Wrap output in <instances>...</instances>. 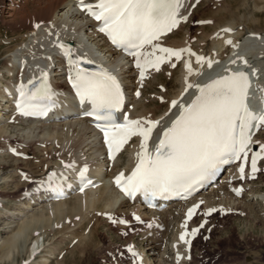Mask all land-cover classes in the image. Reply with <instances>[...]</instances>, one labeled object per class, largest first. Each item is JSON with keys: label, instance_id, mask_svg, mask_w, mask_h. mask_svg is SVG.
<instances>
[{"label": "bare ground", "instance_id": "6f19581e", "mask_svg": "<svg viewBox=\"0 0 264 264\" xmlns=\"http://www.w3.org/2000/svg\"><path fill=\"white\" fill-rule=\"evenodd\" d=\"M7 1L12 2L10 5L11 7L7 9L5 7L8 6V3L3 4L1 14L8 15L11 19L10 22L12 31L16 33L24 32L25 37L29 38L30 44L25 46V49L15 48L12 50L10 58L5 62L4 69L6 74L0 73V105L2 104L0 113L2 112V116H6L5 119H7L6 122H4L6 125L0 128V138L4 136L3 146L5 147V151H0V160L3 161L5 156H8L16 162L20 161L23 164H27V162L33 159L34 162H37L36 166L41 172L38 177V182L33 184L30 189L29 183V186H27L28 188H26V190L24 189L25 191L22 193L24 198L21 200H26L28 202H24L23 205L19 206L17 204L15 209L12 206L14 211L22 216L27 212V209L33 207V205L45 206H41L42 208L40 207L42 211L40 215H32L21 222L19 227H17L16 232L12 233L11 237L7 241L3 242V249L7 250L8 253H11L13 249L16 248V245H18L17 243H21L22 240H26L28 238L29 233H36L39 226L44 227L49 223L52 215L54 217L60 215L64 212V210L71 211V213H79L78 215L81 216L80 223L83 224L85 221H82V219H86L87 224H89L88 229L93 228V225L97 221V215H107V221L116 219L117 223L120 224L119 221L123 220L127 214L130 213L131 217L134 213L138 214L143 221V228H139L140 231L138 233H140L142 237V243L145 244V248L135 245L133 242L130 244L132 245L130 247L136 255L134 256L128 251V249L126 252L134 257V261L138 257L142 258L141 262L134 264H154L157 259H153L148 252L153 251L156 247L159 248L157 250L159 252L162 249L161 254H156H160L161 256L160 260H157L158 264H189L186 262V258L189 255L187 247L182 242L178 241V237L185 225L184 220L186 218V210L191 206H195L198 202H201V207L198 211H204V213H207V209H216L218 213L223 214L224 211L230 212L231 210V214L239 212L240 215L246 216L248 219H257L258 224L264 226V184L261 188H254V183L249 181V173L245 174L243 179L236 176L234 171L233 173H226L227 175L223 177L222 181H220L218 185L203 191V193H201L199 197H196L194 200L187 203H174L159 212L148 211L145 208L143 209L137 200L129 203L124 198H121L114 188V183H112L113 176L116 173L122 172L126 175L137 164L141 141L138 135L132 136L127 143L120 147L119 153L125 147H129L127 152V165L121 169L115 170L116 172L112 174L113 169H115L117 163L120 161V157L118 155L112 162H108L104 158L100 143L87 120H80L72 117L70 119L54 121L52 124L53 126L46 125L45 123L48 122V120L32 121L23 118L19 113H17L16 107L9 102V100H11L9 93L20 84L26 83L34 73L42 72V74H46L48 78H52V84L56 89H66V76L70 74L74 75L76 72L75 68L79 60L85 59L88 61H94L97 64L105 65L121 79L123 91L127 95V109L124 113L127 112L131 120L158 122L159 126L156 131L157 134L161 132L164 126L166 127L171 124L170 121L173 116L180 111V104L186 105L187 102L192 100L197 95V89L195 87H192L185 92V78H187L188 84H199L203 86L204 82L219 79L227 76L229 73L247 71L252 78V84L249 88V103L254 105L255 102L260 100L261 95L264 93V34L255 33V35L252 33L245 34V36H238L237 30H232V32L229 33L225 31L222 32L220 29H235V26L233 24L216 26L219 22L217 20L214 23L216 28L210 37L209 46L201 43L198 47L192 46V42L197 41V37L195 36L192 41L189 37H185L182 42L175 41L167 43L166 41H168L173 34L177 33L178 30L187 23V19H182L181 23L172 30L169 36L160 39L156 45L173 50L189 49L192 53L191 55L188 52H182L179 59H165V61L168 62L163 64L160 63L159 70H157V68L153 67L151 63L145 64V58L147 57L148 61H151L154 60L156 56L161 55V53L157 51L153 54L154 49L152 46L147 47L141 52V63L145 64L144 76H151L154 80L157 79L155 77V71H164L165 73L170 74L174 69L172 64L181 63L179 78L180 90L177 95L170 98V100L168 96L162 100V102L165 101L168 103V108L162 113L157 114L155 113L156 110L147 111V104L139 102L143 92L140 90V86L143 81H140L138 77L140 76L141 70L137 67L135 68L131 63H128L127 61L124 62L122 59L118 58L119 55L111 48H108V46L102 41L101 37L96 34L94 30V23L88 19L84 13L80 12L75 4H71L70 0ZM190 1L191 3L186 10L183 13H180L181 17H189L188 10L194 3V0ZM64 9H67V11H65L59 20H57L59 13ZM36 25H39V27ZM85 32H89V36L92 37L89 44L84 41L85 39L82 33L86 34ZM201 33L203 32L196 34L199 35ZM215 33L217 36L213 39ZM227 40L231 41L229 46L226 45ZM72 43L76 44L75 47L72 46ZM216 44L221 46L220 50L218 52L216 51V53L214 51L215 54L210 51V55L207 56L206 48L215 47ZM61 45L63 47H60ZM68 46L71 47L72 52L66 50ZM93 46H97V48H99V52L101 53L103 51L104 54L101 56L98 55L93 49ZM212 49L214 50V48ZM106 53L108 54L107 57L109 60L107 59V61H103L105 60ZM198 56L204 57V60L200 63H197L196 60V57ZM134 61L136 62V57L134 58ZM209 61L212 63L211 68L208 67ZM185 62H187L192 69L191 75H188L185 69ZM57 66L58 69H56ZM148 69L150 70L147 71ZM200 70H202V72H200ZM253 71L255 74H253ZM200 73H204L201 79H194L196 74L200 77ZM146 81L144 83H146ZM165 88H167V84H165ZM137 92H139V96H137ZM173 101L177 102L175 107L171 106ZM252 108L255 111L254 107ZM4 113L6 115H4ZM1 123L2 121L0 124ZM26 124L43 125L37 135V137L40 135L41 140L35 141V143H38V147L44 146L41 145V143L46 144V146L42 150L37 148V156H28V152H26L25 148L35 144L33 142L30 143V141L26 144V141L30 139L28 135L26 137L24 136L25 139L23 138V141H19L16 138L9 139L7 136L9 126H11L10 128H16L17 126ZM144 126L147 127V125ZM262 132H264V128H262V131L253 139L252 145L255 148L264 145L263 139L258 141L260 136L264 135ZM86 136H88V138H85ZM90 138H93V142L96 141L95 144L98 145L97 149L91 146V142H88ZM150 140L151 139H149V141ZM18 142H20V144H16ZM61 143L63 144L62 146L60 145L61 149L57 150L59 151V155L55 158L56 162L53 167L56 171H49L54 160L49 156V151H52L54 147L58 148L57 145ZM151 143L152 142L147 143L148 149L150 148ZM1 144L2 138L0 139V148H3ZM13 150H15V154ZM10 151H12V153H9ZM91 155L92 157H90ZM20 156H26L28 159L26 161H21ZM262 157L264 158V152H262ZM84 164H88L91 170L112 164V170L109 174L107 168L103 171L98 184V186H101L100 188H97V186L96 188L85 192L69 193L59 202L49 203L41 201V199L46 196L44 193L45 190H49L56 185H62L63 175L69 176L71 172H76L81 165ZM65 165H73V167L66 168ZM263 170L264 166L260 169V171ZM26 172L27 170L19 169L15 171L18 178L14 181V183H16L14 186L15 188L22 186L24 182L27 183L37 179ZM50 174H54L53 184L51 187L48 182V176ZM107 177L109 179L108 181L106 180ZM35 189L37 191L34 194L33 191ZM237 190H240L239 195H237ZM28 193H30V195L27 197L26 195ZM249 194L252 195V200L259 201V211L255 210L253 206H251V203L248 204L249 201H246ZM207 196H209V198ZM67 197L72 199V203L70 202L72 204L71 207H67V205H69L68 202H66ZM21 200H19V202H22ZM256 203L257 202L254 204ZM46 211H53L51 217L46 218L43 216ZM10 212V208H4L0 211V218L8 217ZM259 212L262 214H259ZM260 216L262 217V220L260 219ZM204 220L208 221V219L204 217L198 222V224ZM192 223L193 221L187 224L189 229L193 227ZM198 224L196 226H198ZM236 228L238 229V227ZM94 233L95 228L90 230V233L87 235L88 239L86 238L87 236H84V234H86L84 233L80 240H78L75 233L71 234L72 238L77 240L74 247L71 248H74V250H80L81 253H84L87 249L89 251ZM235 235L238 237V240L243 242V246L247 245V240L244 237L239 235L238 232H236ZM232 237H229L228 239L233 242ZM208 239H210V236ZM37 241L38 239L34 241L33 246L30 249L32 256H35L37 253H33ZM227 248L228 249H226V251H228L229 254L238 257L240 256L241 253L237 251L238 249L234 250L233 247ZM146 251L147 255H145ZM48 252L49 254L45 255L46 258L44 256L41 257V260H43L41 262L49 261V258H51L53 254V249H49ZM10 257L7 259L10 260ZM112 258H114V256H112Z\"/></svg>", "mask_w": 264, "mask_h": 264}, {"label": "snow or ice", "instance_id": "6c2138e0", "mask_svg": "<svg viewBox=\"0 0 264 264\" xmlns=\"http://www.w3.org/2000/svg\"><path fill=\"white\" fill-rule=\"evenodd\" d=\"M79 6L101 22L99 31L105 33L113 45L134 50L132 55L136 57V67L141 70V79L147 63L159 70V64L165 59H179L182 52L192 54L189 49L177 51L153 44L172 31L181 19H187L180 16L181 0H98L95 5H85L83 0H79ZM146 45L153 47V54L158 51L161 55L151 61L146 57L145 64H142L140 50ZM196 60L200 63L204 57L198 56ZM172 66L175 67L174 64ZM184 66L188 75H191L189 64L185 62ZM208 67H212L211 61ZM43 75L46 78V74ZM69 83L81 103L91 105V111L85 114L98 122L103 121L97 126L104 134L109 159L113 158V151H118L132 136L141 137L138 162L131 175L125 178L121 173L115 178L116 186L129 198L135 197L137 193L153 197L180 195L186 198L210 180L221 165L242 157L247 159L254 130L264 127V112L256 114L247 107L249 80L248 74L242 71L229 73L203 86L188 84L185 78V92L195 87L197 95L190 104L179 105V115L170 127L164 129L154 152H149L147 148L154 122L129 120L126 115L122 124L115 119L114 114L123 105V94L115 77L103 70L90 73L78 68L74 75H69ZM19 91L16 110L21 116L38 114L44 102L51 100L54 95L46 82L34 91L25 92L22 86ZM176 105L177 102L173 101L172 106ZM13 152L15 154V150ZM261 152H264V145H261ZM239 171L243 179V165ZM256 171L257 154H253L251 172L254 174ZM86 172L85 167L79 173L80 192L91 184L85 177ZM53 176H48L50 187ZM249 178L253 177L250 175ZM53 190L57 195L60 194L59 188ZM212 211L215 209H210L205 215H210ZM194 212L195 208L189 209L188 216L191 217ZM133 219L139 221L135 215ZM119 223L126 222L120 220ZM196 231L192 230L193 236ZM180 240L185 241V234L180 236ZM128 251L136 255L131 247Z\"/></svg>", "mask_w": 264, "mask_h": 264}, {"label": "rangeland", "instance_id": "374dc122", "mask_svg": "<svg viewBox=\"0 0 264 264\" xmlns=\"http://www.w3.org/2000/svg\"><path fill=\"white\" fill-rule=\"evenodd\" d=\"M201 1L202 2L199 3L196 8H194L193 10H189V22L187 18L188 23L180 28L177 33L173 34L170 40L166 41L167 43L175 41L182 42L185 37H189L192 41L195 36L197 37V41H193L192 46L198 47L200 43L209 46L211 39L210 37L214 33V29L216 28V26L229 24H233L235 26V30L239 31L238 36H245V34L251 33H261L262 35L264 34V0ZM4 3H8V7H5L8 9L11 7V2H8L7 0H0V73L6 74V71L4 69L5 62L10 58L12 50H14L15 48L25 49V46H28L30 44V40L28 37H25L24 32L16 33L12 31L10 22L11 19L7 14H1V9L3 8L2 6ZM65 11H67V9H64L59 13L57 20H59V18L63 13H65ZM7 17L9 18V20ZM217 20L219 22L215 26L214 23ZM199 32L203 33L199 34V36L198 34H196ZM85 33L86 34L82 33L85 39L83 40L89 44L92 37L89 36V32ZM216 45L215 47H212L214 48V50L212 48H206L207 55L210 54V51L211 53H214V51L218 52L220 50L221 46L219 44V46ZM93 49L100 56L104 54L103 51L101 53L99 52V48H97V46H93ZM107 56L108 54L106 53L105 60L103 61H107V59L109 60ZM174 65L175 67L172 73L167 74L164 71H155V77L157 79L154 80L150 76L151 78L148 77L146 79V83H144V85L142 84V86L140 87L143 92L139 102L147 104V111L156 110L155 113H162L163 111H165V109L168 108V103L165 101H161L167 96L170 100V98L175 97L179 92V78L181 69L179 63H176ZM169 66L171 65L169 64ZM56 69H58V66L56 67ZM165 84H167V88H165ZM1 106L2 104L0 105V108H2ZM0 114V122L2 121V123L0 124L1 128L6 125V123L4 122H6L7 119H5L6 116H2V112ZM53 123L54 122H46L45 124L53 126ZM10 127L11 126H9L7 135L9 139L16 138L19 141H23L22 139H25V137L28 135L30 139L26 141V144L28 143V141H30V143H35V141L41 140L40 135L39 137H37V135L43 127L42 124H26L17 126L16 128ZM262 133L264 134V132ZM262 137L263 135L261 136V138ZM1 138V146H3L4 136ZM85 138H88V136H86ZM262 139L264 140V137ZM93 141V138H90L88 140V142H91V146L97 149L98 145L95 144L96 141ZM16 144H20V142ZM62 144L63 143L58 144V148L54 147L52 151H49V156L54 159L51 165H55V158L57 157V155H59V151L57 150L61 149L60 147L62 146ZM41 145L44 146L38 147L39 145L36 142L34 145L25 148L26 152H28V156H37V148H39V150H42L46 146V144L42 143ZM4 148L5 147L3 146V148L1 147L0 150L4 151ZM127 155L128 153H125L121 156V160L118 163V168L126 164L128 160ZM90 157H92V155ZM36 165L37 162H34L33 159L27 162V164H23L20 161L16 162L8 156H5L3 161L0 160V211H2L4 208L11 209L8 217L0 218V248H2L0 249V264H131L128 256L123 253V247L130 246V244L133 242L135 245H139L140 247L145 248V244L142 243V237L140 233H138L140 231L139 227H142L141 225H132L131 227L124 230L122 228H119L116 222H108L105 217L97 216L98 219L96 218L97 221L93 225V228H95V233L91 240L92 244H90L89 251L87 249L84 253H81L80 250H74V248H71L74 247L77 242V240L72 238L71 234L75 233L78 240H80L84 233H86L84 234V236H87L90 233V230H92L93 228L88 229L89 224H87L86 219H82V221H85L83 224L80 223L81 216L78 215L79 213H71V211L68 210H64L62 214L55 217L52 215L53 211L44 212L43 216H45L46 218H49L52 215L49 223L46 226H39L36 233H29L28 238L26 240H22L21 243H17L18 245H16V248L13 249L11 253H8L7 250L3 249V242L7 241L11 237V234L16 232L17 227H19L21 222L32 215H40V213L42 212L41 206H45L38 205L30 207L22 216L21 214L14 211L17 204L19 206L23 205V203L25 202L21 200L22 198H24L22 195V191H25V187L29 186L28 183L24 182L22 186H19L18 188L14 187L16 184L14 183V181L18 179L15 171L18 169L27 170L26 173L39 179L38 177L41 172ZM51 170L55 169L51 167L50 171ZM115 172L116 171L113 169L112 174ZM255 181L256 182H254V188L257 189L263 186L264 171L259 175V178L257 177V180ZM21 187L25 188V190ZM100 187L101 186H98L97 188ZM20 194L22 195V197ZM250 196L247 197L249 200L247 199L246 201H249L248 204L251 203V206H253L255 210L259 211V201H253L252 195ZM207 197L209 198V196ZM68 199H66V202H68L69 204L67 205V207H71L72 199ZM19 200H21L22 202H19ZM253 202L257 203L254 204ZM12 206L14 207V209ZM45 213L48 215H46ZM259 214L262 213L259 212ZM239 215L234 213L233 215L229 214L228 217L222 216V218L220 217V215L218 216L217 214H215L212 217L211 222H209L210 227L205 229V232L210 235V239L206 241V238L202 240L200 237L197 238L193 245V250L191 253L193 260L190 264H264V226L258 224L257 219H248L246 216ZM129 218L130 216L127 217V220H129ZM260 219L262 220L261 216ZM236 227H238V229ZM236 232H238L239 235L247 240L246 246H243V242H241V240H238V237L235 235ZM229 237L233 238V242L232 240L228 239ZM86 238L88 239V236ZM36 239H38V241L35 244V249L33 251V253L37 252L35 254V259V256H32L30 249L32 248L33 243L34 241H36ZM23 241H25L26 243ZM224 245L227 246L223 247ZM227 247H233L234 250L238 249L237 251L241 253L240 256L238 257L229 254V252L226 251V249H228ZM49 249H53L51 258H49L48 262H41L43 261L41 260V257L44 256L46 258L45 255L49 254ZM157 250L158 248L156 247V249L153 250L154 252L151 251L148 252V254H150L153 259H157L159 261L161 256L159 257L160 254L156 255L158 254ZM8 256H11L10 260L7 259L9 258ZM112 256H114V258H112ZM157 260L154 262V264H158Z\"/></svg>", "mask_w": 264, "mask_h": 264}]
</instances>
